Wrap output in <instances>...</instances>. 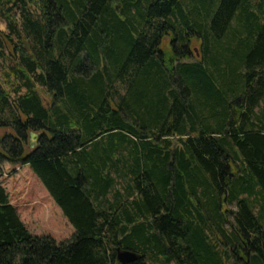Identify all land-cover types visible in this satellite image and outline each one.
I'll use <instances>...</instances> for the list:
<instances>
[{
	"label": "trees",
	"instance_id": "16d2710c",
	"mask_svg": "<svg viewBox=\"0 0 264 264\" xmlns=\"http://www.w3.org/2000/svg\"><path fill=\"white\" fill-rule=\"evenodd\" d=\"M14 2L0 264H122L119 247L125 264H264V0ZM5 162L30 166L71 238L30 231Z\"/></svg>",
	"mask_w": 264,
	"mask_h": 264
},
{
	"label": "rangeland",
	"instance_id": "374dc122",
	"mask_svg": "<svg viewBox=\"0 0 264 264\" xmlns=\"http://www.w3.org/2000/svg\"><path fill=\"white\" fill-rule=\"evenodd\" d=\"M14 3V0H0V32L2 31L7 36L10 35L9 16L18 25L21 23V8ZM20 4L19 2L18 5ZM17 44L16 41L11 42L0 33V80L7 89L12 87L10 84L12 79L8 78L7 74L11 71L10 66L15 60ZM162 47L164 49L173 47L171 39L165 38ZM190 47L192 54L184 61H195L200 57V41L194 39ZM38 90L44 102L49 104L52 95L45 88L38 87ZM8 132L13 131L11 128L0 126V138ZM38 137L37 133H31L28 145L30 146L33 142L36 144ZM1 180L9 191L13 204L21 213L22 220L33 234L51 235L58 241L69 239L74 235L76 231L74 226L29 165L5 162ZM227 226L230 225L227 224Z\"/></svg>",
	"mask_w": 264,
	"mask_h": 264
},
{
	"label": "water",
	"instance_id": "95a60500",
	"mask_svg": "<svg viewBox=\"0 0 264 264\" xmlns=\"http://www.w3.org/2000/svg\"><path fill=\"white\" fill-rule=\"evenodd\" d=\"M138 254L134 251L128 250V249H123V248H118L117 249V259L120 263L125 264V263H130L137 259Z\"/></svg>",
	"mask_w": 264,
	"mask_h": 264
},
{
	"label": "flooded vegetation",
	"instance_id": "af4514ba",
	"mask_svg": "<svg viewBox=\"0 0 264 264\" xmlns=\"http://www.w3.org/2000/svg\"><path fill=\"white\" fill-rule=\"evenodd\" d=\"M36 144H37V143H36ZM36 144H34V142H33V143L30 144L29 147H34Z\"/></svg>",
	"mask_w": 264,
	"mask_h": 264
},
{
	"label": "crops",
	"instance_id": "0c3cea01",
	"mask_svg": "<svg viewBox=\"0 0 264 264\" xmlns=\"http://www.w3.org/2000/svg\"><path fill=\"white\" fill-rule=\"evenodd\" d=\"M18 212H19V210H18ZM19 214L21 215V213L19 212Z\"/></svg>",
	"mask_w": 264,
	"mask_h": 264
}]
</instances>
